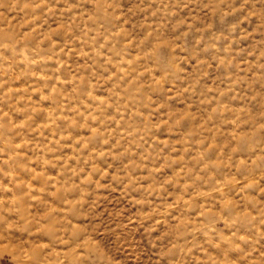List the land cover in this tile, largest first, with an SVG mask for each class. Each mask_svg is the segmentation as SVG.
<instances>
[{"label": "rangeland", "instance_id": "374dc122", "mask_svg": "<svg viewBox=\"0 0 264 264\" xmlns=\"http://www.w3.org/2000/svg\"><path fill=\"white\" fill-rule=\"evenodd\" d=\"M0 232V264H264V0H0Z\"/></svg>", "mask_w": 264, "mask_h": 264}, {"label": "bare ground", "instance_id": "6f19581e", "mask_svg": "<svg viewBox=\"0 0 264 264\" xmlns=\"http://www.w3.org/2000/svg\"><path fill=\"white\" fill-rule=\"evenodd\" d=\"M1 233V232H0ZM4 236V235H3ZM10 242V241H9Z\"/></svg>", "mask_w": 264, "mask_h": 264}]
</instances>
